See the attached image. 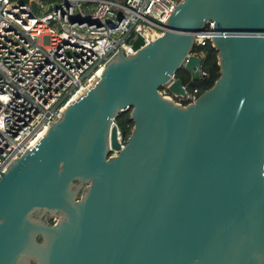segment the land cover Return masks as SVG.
Masks as SVG:
<instances>
[{"label": "water", "instance_id": "water-1", "mask_svg": "<svg viewBox=\"0 0 264 264\" xmlns=\"http://www.w3.org/2000/svg\"><path fill=\"white\" fill-rule=\"evenodd\" d=\"M207 22L219 77L181 106L160 89L199 79ZM164 27L119 47L0 174V264H264V0H182Z\"/></svg>", "mask_w": 264, "mask_h": 264}, {"label": "built area", "instance_id": "built-area-1", "mask_svg": "<svg viewBox=\"0 0 264 264\" xmlns=\"http://www.w3.org/2000/svg\"><path fill=\"white\" fill-rule=\"evenodd\" d=\"M182 0H0V174L47 128L60 109L120 47L154 41ZM213 23L194 33L193 49L212 47ZM204 57L203 53L192 52ZM205 73L200 71L199 79ZM160 93L185 106L199 95ZM121 146L125 139L117 132ZM264 170V168H263Z\"/></svg>", "mask_w": 264, "mask_h": 264}, {"label": "trees", "instance_id": "trees-1", "mask_svg": "<svg viewBox=\"0 0 264 264\" xmlns=\"http://www.w3.org/2000/svg\"><path fill=\"white\" fill-rule=\"evenodd\" d=\"M193 52L203 53L204 57L202 71L205 73V75L197 81H191L186 72L179 71L177 73V77H180L184 83L189 86L197 85L200 89V92H202L211 88L219 77V68L216 58L217 52L210 46L198 48L196 50L193 49ZM115 124L118 126L123 139H126L133 126V122L129 117V111L119 114L115 119Z\"/></svg>", "mask_w": 264, "mask_h": 264}]
</instances>
